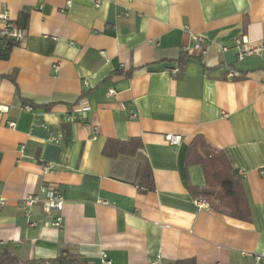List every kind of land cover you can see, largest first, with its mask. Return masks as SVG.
Returning a JSON list of instances; mask_svg holds the SVG:
<instances>
[{
  "label": "crops",
  "instance_id": "1",
  "mask_svg": "<svg viewBox=\"0 0 264 264\" xmlns=\"http://www.w3.org/2000/svg\"><path fill=\"white\" fill-rule=\"evenodd\" d=\"M3 13L26 26L0 61L1 249L23 262L65 250L88 264H264V0H0ZM192 36L205 55L188 54ZM240 38L260 52L238 60ZM197 136L242 173L250 221L196 205ZM132 139L135 155L103 154ZM40 187L62 195L61 228L43 202L24 215Z\"/></svg>",
  "mask_w": 264,
  "mask_h": 264
},
{
  "label": "trees",
  "instance_id": "2",
  "mask_svg": "<svg viewBox=\"0 0 264 264\" xmlns=\"http://www.w3.org/2000/svg\"><path fill=\"white\" fill-rule=\"evenodd\" d=\"M17 28L24 29L26 16L20 17L12 22ZM11 29V28H10ZM19 43L6 36H0V61H6L10 57L13 48ZM187 62L185 55L179 60V71L182 72ZM130 75V72L127 73ZM8 78H11L8 76ZM33 108H37L32 105ZM48 109L49 106H45ZM142 147L139 139H132L126 142L109 140L103 148V154L114 158L119 154L133 156ZM186 165H199L202 169L205 185L202 188L190 187V195L195 198H203L210 209L225 214L231 218L250 221V210L247 197L241 182V177L232 167L227 156L221 151H213L201 136L195 137L188 145L186 154ZM139 180L142 192L154 188L150 168L147 162L139 172ZM0 264H88L80 256L68 254L65 250L54 259H33L20 261L13 252L0 248ZM176 264H195L193 260L181 261Z\"/></svg>",
  "mask_w": 264,
  "mask_h": 264
},
{
  "label": "built area",
  "instance_id": "3",
  "mask_svg": "<svg viewBox=\"0 0 264 264\" xmlns=\"http://www.w3.org/2000/svg\"><path fill=\"white\" fill-rule=\"evenodd\" d=\"M93 4L95 6H98L100 4V0H92ZM70 1L67 2V5H70ZM0 23L3 24V27L0 29V36H6L8 38H11L15 40L16 42L20 43L25 38V31L24 29L17 28L9 19V16L7 13H3L0 15ZM11 28V29H10ZM193 40V46L191 48H187V52L190 56L200 57L206 54L207 48L205 46L204 39L192 36ZM245 41L243 39H236L235 40V47L238 49V60H242L245 56L257 54L260 52V49L257 47H245L244 46ZM222 50H226V48H223ZM170 73L173 76H176L179 73V69L175 68L170 71ZM29 109V108H27ZM8 111V108L6 106L0 105V112L6 113ZM9 127H13L14 123H9ZM98 134V127L94 126L92 128V139H95ZM166 142L170 145H177L180 142L179 136H172L168 135L165 137ZM48 170V168H46ZM239 175H242V173H239ZM43 197H40V196ZM39 202H43V211L45 214L50 216L52 218V221L50 222V225L55 228H61L62 227V216L59 214L56 217H52L51 214L53 211H56L58 213H61L64 207V200L62 195L52 189V188H45L40 187L39 193H32L28 194L24 198L20 200L24 215L28 217L31 214V210L33 206ZM198 208H209L208 203L203 198H198L195 201ZM5 204V200L0 199V208L3 207ZM31 226H34V223L30 224ZM256 264H259L261 261L260 256L255 257ZM101 264H111L109 260L105 258V256H102L100 260ZM159 264V263H156Z\"/></svg>",
  "mask_w": 264,
  "mask_h": 264
}]
</instances>
